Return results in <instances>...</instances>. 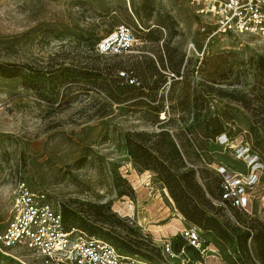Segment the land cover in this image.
Masks as SVG:
<instances>
[{
    "label": "rangeland",
    "instance_id": "1",
    "mask_svg": "<svg viewBox=\"0 0 264 264\" xmlns=\"http://www.w3.org/2000/svg\"><path fill=\"white\" fill-rule=\"evenodd\" d=\"M204 7L0 0V231L22 180L47 192L67 226L145 259L177 264L162 243L177 250L179 231L194 225L219 253L205 264H264V214L214 205L221 166L245 171L243 159L259 160L264 182V37L214 33L211 16L198 11ZM120 24L132 29L133 49L97 54L96 41ZM167 140L183 166L165 157ZM134 142L159 172L135 163ZM188 168L195 188L181 179ZM179 183L197 216L213 218L223 236L179 211L169 187ZM235 229L249 232L251 258ZM185 253L204 264L192 248ZM0 264L39 262L0 248Z\"/></svg>",
    "mask_w": 264,
    "mask_h": 264
},
{
    "label": "built area",
    "instance_id": "2",
    "mask_svg": "<svg viewBox=\"0 0 264 264\" xmlns=\"http://www.w3.org/2000/svg\"><path fill=\"white\" fill-rule=\"evenodd\" d=\"M204 5L198 11L211 16L209 24L214 33L264 37V0H204ZM135 41L132 29L120 24L97 41L95 50L100 55H120L130 52ZM253 155L258 158L257 153L251 152V157ZM243 161L247 164L245 171L219 168L220 182L214 205L244 214H252L257 208L264 214L263 169L261 165H253L262 162L253 160L250 165L245 159ZM179 234L182 244L177 250H173L170 242L163 241L164 257L176 258L177 264H193L185 253L189 247L204 264L207 257L219 258L217 249L201 237L198 227L185 226ZM0 248L27 251L39 264H167L120 251L104 238L65 225L62 214L53 207L47 192L32 189L22 180L16 182L13 190L8 216L0 231ZM218 264L222 263L218 261Z\"/></svg>",
    "mask_w": 264,
    "mask_h": 264
},
{
    "label": "trees",
    "instance_id": "3",
    "mask_svg": "<svg viewBox=\"0 0 264 264\" xmlns=\"http://www.w3.org/2000/svg\"><path fill=\"white\" fill-rule=\"evenodd\" d=\"M110 32H108V33H110ZM102 37H100V38H102ZM97 41H96V43H97ZM113 56H115V55H113ZM218 93H219V95H222L221 92H218ZM228 97L239 101V98H236L234 96L229 95ZM262 125H263V132H264V122L262 123ZM205 136L209 137L207 135H205ZM165 143H166V147H167V154L165 157L170 158L171 160H178L181 163V165L183 166V162L181 160V154H180L176 144L172 140H167ZM132 145H133V148L132 147L130 148L131 149L130 154H131L133 160L135 161V163H137L140 166H144L145 168H150V169L154 170L155 172H159L158 166H157L156 161H155V157H153L152 154L147 152L146 150H143L141 152V149H143L142 148L143 146H141L140 143L134 142ZM189 176H190V178H189ZM181 179L187 180V183L190 186H192L194 188L197 187L196 182L193 180V169L192 168H188L187 172H184L183 177ZM219 182H220V178H219L217 185H219ZM179 186L181 188H179ZM169 187H171V192H172L173 198L177 204V208L188 220L199 224L203 229H212L218 235L223 236L224 230H221L217 227L218 224L213 218H209V217L205 216V214H202L200 216V218L197 216V214L195 212V209H196L195 205H193L189 201L190 199L186 195L187 194L186 189L184 188V186L181 183H179L178 185L177 184H171V185L169 184ZM62 217H63V221H64V216H62ZM212 221H214L216 225L209 224V222H212ZM234 231H235V234L238 237L239 242L241 244L242 252L244 254H246L248 258H251L250 254L248 252V249L246 248V241L250 235L249 232L239 230V229H235ZM118 250H120V249H118ZM120 251H122V250H120ZM123 252H125V251H123ZM259 254L264 257V251L263 250H259Z\"/></svg>",
    "mask_w": 264,
    "mask_h": 264
}]
</instances>
